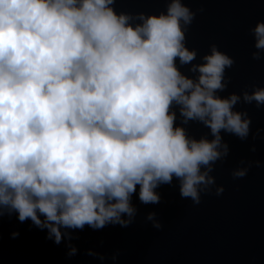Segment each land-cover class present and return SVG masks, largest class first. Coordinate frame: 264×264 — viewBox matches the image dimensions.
I'll return each instance as SVG.
<instances>
[{"label": "clouds", "instance_id": "obj_1", "mask_svg": "<svg viewBox=\"0 0 264 264\" xmlns=\"http://www.w3.org/2000/svg\"><path fill=\"white\" fill-rule=\"evenodd\" d=\"M115 3L0 0V217L16 213L57 244L85 225H129L133 195L157 204L174 179L194 204L222 194L212 175L230 151L221 134L246 140L251 117L235 106L264 105V86L220 94L235 61L216 44L194 63L186 32L196 14L184 0L158 14ZM251 32L259 60L264 20ZM189 122L209 134L189 135ZM253 163L242 159L232 177ZM146 219L163 227L154 212Z\"/></svg>", "mask_w": 264, "mask_h": 264}, {"label": "water", "instance_id": "obj_2", "mask_svg": "<svg viewBox=\"0 0 264 264\" xmlns=\"http://www.w3.org/2000/svg\"><path fill=\"white\" fill-rule=\"evenodd\" d=\"M168 0H116L117 11L131 14L159 13ZM195 12L186 32V44L197 49L194 63L211 44L234 58L226 69L227 87L221 95L264 86V52L255 60L251 28L264 20V0H184ZM188 67L182 70L188 73ZM251 117L246 140L222 133L229 154L217 161L212 175L224 191L202 193L199 204L181 198L178 182L163 184L157 191L160 202L142 204L137 194L132 202L135 219L127 226L108 224L102 229L87 225L68 230L71 240L57 244L30 220L19 222L17 214L0 217V264H264V105L238 103ZM181 121L177 110V123ZM188 134L199 138L209 130L197 122L185 125ZM259 130V131H258ZM255 147V151H252ZM261 161L243 178L234 179L233 168L241 160ZM154 212L163 225L157 229L146 219ZM13 232H18L16 237ZM70 245L77 251L69 256ZM89 252L95 255H89ZM103 259H100V257ZM115 257V258H114Z\"/></svg>", "mask_w": 264, "mask_h": 264}]
</instances>
